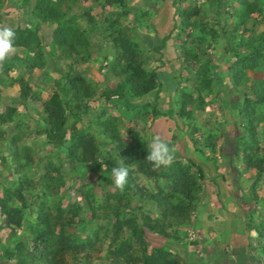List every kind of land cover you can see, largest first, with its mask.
Wrapping results in <instances>:
<instances>
[{"label": "trees", "instance_id": "1", "mask_svg": "<svg viewBox=\"0 0 264 264\" xmlns=\"http://www.w3.org/2000/svg\"><path fill=\"white\" fill-rule=\"evenodd\" d=\"M161 1L22 0L23 12L29 10L34 19L12 27L19 52L0 68V264H199L195 256L187 262L175 253L201 242L190 238L189 228H209L199 215L207 165L217 156L234 174L236 200L249 211L241 216V231L256 234L254 258L264 263V75L251 74L264 70V0H170L172 25L158 35L152 19ZM4 3L0 0V20ZM170 39L179 68L166 71L163 49ZM153 53L154 63H148ZM92 62H100L109 78H91ZM23 63L38 69L41 80L30 83ZM16 84L17 97H3L2 89ZM164 84L178 98L167 108L161 101ZM213 104L233 115L205 121L210 135L216 130L223 137L218 145L207 133L196 137L188 120ZM161 117L171 121L167 139L153 127ZM134 121L136 127L128 124ZM184 134L198 160L182 155L188 150ZM156 135L175 149L167 167L154 168L145 160ZM121 160L129 167L123 191L111 171ZM33 161L42 168L38 174ZM69 166L70 173H64ZM90 171L95 178L87 181ZM245 171L253 172L247 191L240 182ZM10 174L14 178L8 182ZM217 176L224 178L209 180L219 196L224 190ZM73 179L79 180V201L67 195ZM148 232L178 248L151 246ZM248 236L252 247L253 234ZM246 248L238 251L247 254ZM214 253L206 254L211 262L217 261Z\"/></svg>", "mask_w": 264, "mask_h": 264}, {"label": "rangeland", "instance_id": "2", "mask_svg": "<svg viewBox=\"0 0 264 264\" xmlns=\"http://www.w3.org/2000/svg\"><path fill=\"white\" fill-rule=\"evenodd\" d=\"M169 1L170 0H162L161 1L159 11L152 19L153 22L156 24L158 35H163V33L169 31L170 27L172 25L171 15L169 18L168 14L169 13L171 14L173 12V7L169 3ZM191 1L192 0H189V2H191ZM21 2H22V0H5L4 6L2 8V11H4V12L1 15L0 26H8V27L12 28L18 24L21 26L25 25V24H28V25L32 24V20L34 19V16L29 14V10H27V13L23 12V10L21 8V6H22ZM136 2L140 5H143L144 0H136ZM147 2L153 3V0H147ZM31 3L32 2H30V1L27 3V9L30 7ZM187 4L188 3H186V2L183 3L184 6H186ZM93 12L96 14H99L101 12V10L98 6H95L93 8ZM163 13L165 14L166 17H164L162 19V16H164ZM45 31H46L45 28H43V33ZM222 41L225 42V39L224 38L221 39L219 42V45L224 43ZM173 44H174V40L170 39L169 41H167V46L163 49V59L165 60V66L161 67L162 70L170 71V70H176L179 68V60L176 57L177 56V50H175V47L172 46ZM16 52H19V51L17 49H15L14 53H16ZM154 57H156L155 53H153V58H150L148 60V63H154V59H155ZM60 63L63 64V62H60ZM22 66H23L22 68H24V69L26 67H28V66H26L25 63H23ZM84 66L85 65H82V64L78 65L79 69H82ZM172 66H173V68H171ZM16 67H17V65H15L14 68H16ZM90 67L91 68L89 69V74H90L91 78H94L96 81H102L105 78L106 75L104 74L103 70L100 68V62H92L90 64ZM28 70L31 73L30 83L33 84L35 81L38 82L41 80L39 78L40 71L38 69H29V67H28V68H26L25 71H28ZM51 70H52V73L55 72L53 69H51ZM55 73H57V71ZM251 74L253 75L254 78H258L261 75H264V70L259 71L257 73L251 72ZM25 76L27 77L28 74L26 73ZM106 78H109V77L106 76ZM107 81L109 82V80H107ZM166 85L167 84H164V88H162V92H161L162 103H164V104L169 103L170 101H172V99H174L173 102H176L178 99L177 96H175V93L173 91H169V89L166 88ZM17 94H18V85L17 84L13 87H7L5 89H2V95L5 98L13 99V98L17 97ZM46 96H47V92L43 91L42 97H46ZM148 99L151 100L152 96H149ZM174 105H175V103H174ZM92 106H93L92 107L93 112L98 111L97 103H94ZM163 107L167 108V104H166V106L164 105ZM2 108H3V106L0 105V109H2ZM112 113L117 114V111H115V109H112ZM229 113L232 115L231 112H229ZM229 113L223 109H220L217 105L213 104L205 110L196 111L195 115H194L195 117L193 119H188V120L191 121L190 125L196 126V128H195L196 129V132H195L196 137L201 138V137L205 136V133H207L208 135H210V133H211L208 130L210 127V124L206 123L205 121H207V120H211V121L222 120V121H224V119L226 120L227 117H229ZM166 116L170 117L169 114ZM85 121H86V118H85ZM30 123L31 124L33 123L31 121V119H30ZM137 123H138L137 121H134V122H129L128 124L130 126L136 127ZM77 125L79 126L80 123H78ZM155 126H157V125L155 124L153 127H155ZM25 127H24V130H25ZM214 127H215L214 125L211 126V128H214ZM189 129L194 130L192 127H189ZM29 130H30L29 128L26 129V132H28ZM151 130L156 133V131H154V128L153 129L151 128ZM151 130L149 129V131H147V133L149 135L151 133ZM212 132L214 134L210 135L211 138L215 140L217 145L220 144L223 141V137L218 136L219 134L216 133V130H212ZM182 138L184 139V141L186 142V145L188 146V150H186L185 152H181L182 155H186L187 153H189L193 158L198 160L194 156V154L192 153L193 147H192L191 141L186 137L185 134H184V137L182 136ZM178 142H182L181 139L178 140L177 143ZM37 144H40V141L35 143V145L33 142L34 146H36ZM182 146L183 145L179 144V145H177V148L179 147V149L183 150ZM42 150H44V148ZM205 152L207 153L208 150H206ZM3 153L7 154V151L5 149H3ZM217 155H218V152L215 154V156H217ZM33 158L35 160L39 159L38 156H36V157L34 156ZM234 159H235L237 165L240 167V169H242L243 165L241 164V162H239V159H237L236 157ZM225 160L226 159H223V157L217 156V160H216L215 164H213L212 162H209V165H207V169H206L207 178L204 182L205 183L204 184V192L202 193V197H203L202 199L204 202L202 210H204V212L199 215V217H202V218H200V220H201V222L203 221V224H209V228L211 227V228L220 230L221 232H223L224 236L222 235V233L221 234L214 233L215 231L213 232L209 228L206 231L202 230L201 231L202 235H204L207 240H205L203 245L201 244L199 246H196V247H198L199 251H201L202 254H200L199 252L194 253L193 247H191L192 250H187V248H186V251L184 250L183 252L175 253V255H177L178 257L183 258L184 261L189 262L192 260V259H190V257L195 256L201 261L200 264H214V263H216V261L215 262L209 261V257H207L208 253L211 251V248L213 247L211 240H214L216 244H219V246L222 247V249H225L224 251H220L222 255L216 259L218 261L217 264H223L224 261H220L221 263H219V259H221L222 256L225 257L226 253L229 249L230 250L233 249L232 251L234 253V254L233 253L232 254L234 257L233 259L235 261H234V263L233 262L232 263L238 264L239 258H237V256H239L240 251H237V249L235 248V245L237 246L238 243L242 242V237H240V236L231 237V235L233 233H237L238 235H245L246 234L247 229L244 233L241 231L244 229L243 228L244 223L242 222L243 218L241 216L244 214L247 217L249 214L248 213L249 211H246L243 208V203H240L239 201L236 200L237 196L239 194L238 188H236L233 185L234 184L233 181H235L236 179H234V174L231 172V169L227 168L229 163H228V161H225ZM32 165L35 167L34 169L37 171V174H38L40 172V169H42V168H40V167L37 168L34 161H33ZM215 166H217L216 169H215ZM83 169L89 170L90 168L85 167ZM70 171H71L70 166L65 167V170H63L64 173H70ZM218 174L224 175V178L217 176L215 179L216 183L218 185H220L224 190L221 192V195H219V196L216 195V189H217L216 185L214 184V182L209 180V178L214 177ZM251 174L253 175V172L249 173V172L245 171V172H242V174H241L242 177L240 176L241 186L244 189V191L248 190L249 183L251 182V179H249V177H251ZM13 178H14V176L12 174H10L8 176V180H7V178H6V180L8 182H10V180H12ZM34 178H36V177H34ZM94 178H95V174L90 171V173L88 174V177H87V181L93 180ZM139 182H140V184L147 185L145 179L142 177H140ZM67 183L69 184L70 181H68ZM78 187H79V180L77 179V181H76V179H73L72 187L67 192L68 197H71L72 199H76L77 201L81 200L82 196L79 195ZM98 188L99 187H97V189ZM231 194H232V196H231ZM244 194H245V192H244ZM229 195L232 197L231 200L230 201L227 200V202L224 205H222V202H225L224 201L225 198L228 197ZM227 208H231V210L235 214L231 210H227ZM209 213L212 216V218L210 220L208 219V216H207ZM236 214H238L240 217L237 216ZM199 217L197 218V220L199 219ZM235 222H237V223H235ZM221 223H222V225H220ZM229 224H230V228H229ZM198 227L199 226L197 224V228ZM224 227H227L229 229L226 228V230L223 231L222 229H224ZM201 232H197L196 229L192 230V227L189 228L190 238H194V239L200 238L201 239V237H202L200 235ZM213 233H214V237H213ZM250 233L253 234V237H254L252 240L253 241L252 247L246 246L247 244L245 242L244 248L247 247L245 249L247 254H245V253L244 254L247 255L248 260L251 261V259H250V258H252L251 254L252 255L257 254V253H255L256 252L255 247L257 245L258 240L256 238V234L253 231H248L247 235H249ZM210 237H212L213 239H211ZM224 238H225V240H224ZM231 238L234 240L233 244L231 246L225 245V243H227ZM147 240L149 241V244L151 246L165 245L166 247L171 248V249L173 248V246L175 248V245L173 243H169V241L163 240V237L158 236L156 234H151L149 232L147 233ZM243 241H245V240H243ZM242 246H243V244H242ZM258 246H259V244H258ZM217 250H219V249L217 248ZM209 255L211 256V254H209ZM217 255H220V253L218 252ZM260 255L263 257V260H264V254L263 255L260 254ZM249 256H250V258H249ZM261 256H259L258 258H261ZM212 257H214V255H212ZM255 257H257V256L255 255ZM103 263H105V261H103ZM250 263L251 262H249V261L247 262V264H250ZM254 264H264V263L262 261L257 262V260H256V263H254Z\"/></svg>", "mask_w": 264, "mask_h": 264}, {"label": "clouds", "instance_id": "3", "mask_svg": "<svg viewBox=\"0 0 264 264\" xmlns=\"http://www.w3.org/2000/svg\"><path fill=\"white\" fill-rule=\"evenodd\" d=\"M16 39L15 31L8 26H0V68H3L7 58L15 52L14 42ZM148 154L146 161L151 163L154 168L167 167L175 158V149L160 136H154L147 144ZM112 178L114 185L121 191L127 185L129 177V167L122 160L112 168Z\"/></svg>", "mask_w": 264, "mask_h": 264}, {"label": "crops", "instance_id": "4", "mask_svg": "<svg viewBox=\"0 0 264 264\" xmlns=\"http://www.w3.org/2000/svg\"><path fill=\"white\" fill-rule=\"evenodd\" d=\"M157 126L156 127H158V128H160V129H162L163 130V132H164V134H163V138L164 139H167L168 138V136H169V133H168V129H169V126L171 125V121L170 120H167L166 118H164V117H161V118H159L157 121H156V123H155ZM190 155V154H189ZM229 203V202H228ZM231 203V202H230ZM227 210H231V208H227ZM232 211V210H231ZM233 212V211H232ZM234 213V212H233ZM235 214V213H234ZM203 222V221H202ZM220 225H222V223L220 224ZM219 226V225H218ZM230 226V225H229ZM220 227V226H219ZM199 228V229H198ZM198 228H196V230L197 231H199V232H201L202 230H204L203 228H201V227H198ZM223 231H224V229H222ZM214 232V231H213ZM214 233H218V232H214ZM214 233H213V237H214ZM219 233H221V231L219 230ZM202 237H201V242H200V244H198L197 246H199V245H203L204 244V242H205V240H206V237L204 236V235H202V232H201V234H200ZM224 236V235H223ZM234 236H240V237H242V242L241 243H238L237 244V246L235 245V248L237 249V251H238V249L239 248H242V247H244L245 245H244V243L246 242V244H248V235H247V233L245 234V235H238L237 233H233L232 235H231V237H234ZM210 238H212V237H210ZM230 238V237H229ZM213 239V238H212ZM232 239V238H231ZM229 240L227 243H225V245H228V246H231L232 244H233V239L232 240ZM224 240H225V238H224ZM243 240H245V241H243ZM231 241V242H230ZM242 244H243V246H242ZM210 245V244H209ZM213 245V247L211 248V250H213L215 253H214V257H215V255H217V253L219 252L220 253V255H217V258H219L222 254H221V252L219 251V250H217V248L219 249V247L220 248H222L221 246H219V244H217V246L216 245H214V244H212ZM241 246V247H240ZM247 246V245H246ZM193 248H195L196 246H192ZM176 248H178L177 246H175V249ZM189 250H192L191 248L189 249ZM233 250V249H232ZM232 250H228L227 251V253H226V256L225 257H223L222 256V258L221 259H219V263H221L220 261H224L223 262V264H233L234 263V257H233V251ZM233 253V254H232ZM244 256V254H243V252H241L240 254H239V256H237V258H239V260H241V262L240 261H238V264H247V262L249 261V262H251L250 264H254V263H256V259L254 258L255 257V254L254 255H252L251 254V257L252 258H250V256H249V258L251 259V261L250 260H248V257L246 258V257H241V256ZM197 256V255H196ZM233 262V263H232ZM218 263V261H216V263H214V264H217ZM200 264V263H199Z\"/></svg>", "mask_w": 264, "mask_h": 264}]
</instances>
